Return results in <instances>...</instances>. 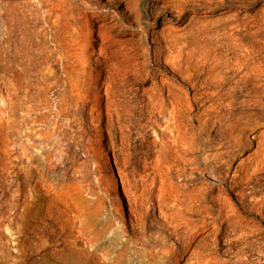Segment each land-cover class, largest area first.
<instances>
[{"label": "rangeland", "instance_id": "obj_1", "mask_svg": "<svg viewBox=\"0 0 264 264\" xmlns=\"http://www.w3.org/2000/svg\"><path fill=\"white\" fill-rule=\"evenodd\" d=\"M0 264H264V0H0Z\"/></svg>", "mask_w": 264, "mask_h": 264}]
</instances>
